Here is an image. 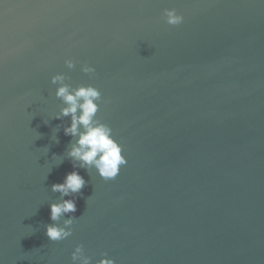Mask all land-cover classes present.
I'll return each mask as SVG.
<instances>
[{
  "label": "water",
  "instance_id": "1",
  "mask_svg": "<svg viewBox=\"0 0 264 264\" xmlns=\"http://www.w3.org/2000/svg\"><path fill=\"white\" fill-rule=\"evenodd\" d=\"M57 74L101 91L128 163L79 170L73 235L51 242L74 170ZM81 244L92 264H264V0H0V264H73Z\"/></svg>",
  "mask_w": 264,
  "mask_h": 264
},
{
  "label": "clouds",
  "instance_id": "2",
  "mask_svg": "<svg viewBox=\"0 0 264 264\" xmlns=\"http://www.w3.org/2000/svg\"><path fill=\"white\" fill-rule=\"evenodd\" d=\"M162 19L173 27L184 23V16L175 9H165ZM65 65L70 70L76 67L72 59H66ZM82 71L90 78L95 77L96 69L90 65H83ZM69 80L64 74L51 79L52 85L57 86L56 98L65 105L54 118L70 117V126L64 127V135L72 141L64 155L59 156L62 157L60 163L67 159L74 169L65 175L62 183L51 186L53 193H59L58 200L49 204L51 223L46 225L45 234L51 242L64 241L73 235V225L79 219L75 215L77 199L88 183L79 170L84 169L89 174L94 170L104 181H112L128 163L123 146L114 138L113 129L97 118L100 104L105 103L101 91L92 85L73 87L67 82ZM52 139L59 143L56 137ZM102 255L104 258L99 264H115V260L107 258V253ZM71 260L73 264H92L82 244L75 247Z\"/></svg>",
  "mask_w": 264,
  "mask_h": 264
}]
</instances>
